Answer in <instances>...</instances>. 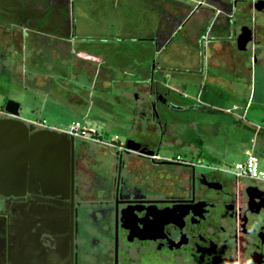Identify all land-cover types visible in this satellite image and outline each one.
<instances>
[{
    "label": "flooded vegetation",
    "instance_id": "flooded-vegetation-1",
    "mask_svg": "<svg viewBox=\"0 0 264 264\" xmlns=\"http://www.w3.org/2000/svg\"><path fill=\"white\" fill-rule=\"evenodd\" d=\"M11 1L0 0V10ZM234 1L252 8L257 0ZM51 4L58 15L65 1ZM244 26L252 30L253 51L240 53L257 58V30L247 24L235 30L230 24L225 39L209 27L195 44L204 41L211 55L230 53ZM147 91L151 100L140 112L150 116L138 129L135 119L128 124L131 138L116 136L109 146L73 139L62 189H45L27 174L24 189L0 193V264H140L141 256L161 264H264V183L235 179L219 158L192 146L200 136L193 114L219 112L202 108L201 97L176 99L158 85ZM158 108L184 126L171 137L186 147L171 149L169 157L161 153L170 122Z\"/></svg>",
    "mask_w": 264,
    "mask_h": 264
},
{
    "label": "rangeland",
    "instance_id": "rangeland-1",
    "mask_svg": "<svg viewBox=\"0 0 264 264\" xmlns=\"http://www.w3.org/2000/svg\"><path fill=\"white\" fill-rule=\"evenodd\" d=\"M21 1L34 7L40 3ZM64 1L68 13L69 30L64 31L67 39L0 25L2 109L11 100L19 104V118L28 125L44 122V127L64 132L72 122L79 121L101 133L102 139L119 136L125 140L133 136V131H126L128 124L135 119L138 129L150 116L148 111L140 112V104L151 100L146 90L159 83L176 99L182 97L187 101L201 93L199 98L206 103L202 102V108L211 107L219 112L214 116L193 114L197 124L191 127L200 135L193 140V147L219 158L228 165L226 168L243 161L244 151L252 149L259 159V169L264 171V14L246 6L242 15L245 24L257 30V66L252 64L251 71L230 73L228 61H217L204 41L187 44L179 29L177 36L169 38L174 26L170 25L173 20L169 14L176 6L166 2L182 6L195 3ZM17 11L21 12L11 13ZM0 17L14 23L1 12ZM226 50L233 53L236 48L231 45ZM248 51H253L252 43L247 46ZM228 109L230 113L225 114ZM157 112L170 122L162 143L165 151L161 153L169 157L171 149L186 147L183 141L171 137L184 131V126L180 128L179 117L174 114H164L159 108ZM142 132L146 134L145 129ZM139 261L161 264L150 262L147 256H141Z\"/></svg>",
    "mask_w": 264,
    "mask_h": 264
},
{
    "label": "water",
    "instance_id": "water-1",
    "mask_svg": "<svg viewBox=\"0 0 264 264\" xmlns=\"http://www.w3.org/2000/svg\"><path fill=\"white\" fill-rule=\"evenodd\" d=\"M252 9L264 14V1H255ZM252 42V30L242 27L236 39L237 50L246 51ZM4 111L7 119L0 120V193L16 194L24 189L27 174L45 189H62L68 177L73 138L50 129L32 132L19 118V104L14 101L8 100ZM126 146L135 150L132 140Z\"/></svg>",
    "mask_w": 264,
    "mask_h": 264
},
{
    "label": "crops",
    "instance_id": "crops-1",
    "mask_svg": "<svg viewBox=\"0 0 264 264\" xmlns=\"http://www.w3.org/2000/svg\"><path fill=\"white\" fill-rule=\"evenodd\" d=\"M195 5H175L173 3L166 2L169 5L176 6L169 14L170 19L173 20L174 26L169 32V38L177 36L182 31L183 41L187 44H195L201 38L202 34L209 27L216 26L217 30L214 36L219 39H225L227 36L226 29L231 24V30L240 28L245 24L242 19V15L246 13V6L243 3L236 2L234 0H186ZM236 15L239 16L236 19ZM173 16V17H172ZM232 16V18L230 17ZM179 29L178 34H175ZM24 31V30H23ZM27 31V30H26ZM27 37V34H24ZM42 53V52H41ZM215 58L217 61H228L226 66L230 73H235L237 70L251 71L252 64L256 67L258 62L257 58L253 59L251 54H242L238 51L233 53H219ZM220 65V64H219ZM220 68V67H219ZM240 72V71H239ZM153 78V76H151ZM190 82V81H188ZM182 85L185 83L180 82ZM159 87L166 88L161 84H157ZM195 99H189L197 102L200 93ZM181 100L182 97H179Z\"/></svg>",
    "mask_w": 264,
    "mask_h": 264
},
{
    "label": "trees",
    "instance_id": "trees-1",
    "mask_svg": "<svg viewBox=\"0 0 264 264\" xmlns=\"http://www.w3.org/2000/svg\"><path fill=\"white\" fill-rule=\"evenodd\" d=\"M40 3L35 5H27L26 3L24 6L15 8L14 3H17V0L12 1V5L10 9H7L6 11L0 10L3 15L10 16L14 23L9 22L10 19H6L5 17H0V25L2 26H14L15 28H21L23 30H27L29 32L37 33V35L43 34L44 36L53 34L54 36H59L60 38H68L64 31H68V19H67V8L66 5L59 6V14L57 15L56 11H53L50 9L51 3L54 0H39ZM40 6V8L37 9V7ZM34 8V9H33ZM12 10H19L21 12L11 13ZM25 12H22L24 11ZM15 18V19H14ZM16 20V21H15ZM56 22V23H54ZM54 23V24H53ZM66 26V28H65ZM60 28V29H59ZM49 37V36H48ZM2 54V53H1ZM8 72V71H3ZM9 73V72H8ZM49 89V88H48ZM52 94H53V90ZM55 95V94H53ZM3 107H1L2 109ZM4 110V109H2ZM95 137L97 134L94 135ZM256 155V154H255Z\"/></svg>",
    "mask_w": 264,
    "mask_h": 264
},
{
    "label": "built area",
    "instance_id": "built-area-1",
    "mask_svg": "<svg viewBox=\"0 0 264 264\" xmlns=\"http://www.w3.org/2000/svg\"><path fill=\"white\" fill-rule=\"evenodd\" d=\"M0 116H7V113L4 110H2L1 107H0ZM43 124L44 122L37 123L31 126L38 129H49L44 127ZM64 133H66L69 137H72L73 139L85 140L91 143H99L104 146L105 145L109 146L110 143H114L115 141H117L116 136L111 141L101 140L99 138H96L94 135L98 133L93 129L86 127L79 121L72 122L68 130L64 131ZM258 162L259 159L257 155H255L252 149H249L244 151V160L241 162H235L232 165V167L228 168V170L231 173V175H233L235 179L239 181L250 180V181L264 183V171L259 169Z\"/></svg>",
    "mask_w": 264,
    "mask_h": 264
}]
</instances>
